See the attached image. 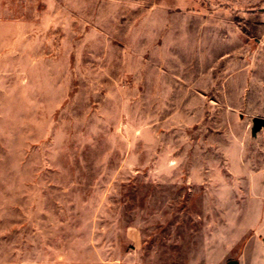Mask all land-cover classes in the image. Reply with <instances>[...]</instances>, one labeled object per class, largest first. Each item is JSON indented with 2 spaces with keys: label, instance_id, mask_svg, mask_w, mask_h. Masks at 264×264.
<instances>
[{
  "label": "rangeland",
  "instance_id": "374dc122",
  "mask_svg": "<svg viewBox=\"0 0 264 264\" xmlns=\"http://www.w3.org/2000/svg\"><path fill=\"white\" fill-rule=\"evenodd\" d=\"M264 0H0V264H264Z\"/></svg>",
  "mask_w": 264,
  "mask_h": 264
},
{
  "label": "water",
  "instance_id": "95a60500",
  "mask_svg": "<svg viewBox=\"0 0 264 264\" xmlns=\"http://www.w3.org/2000/svg\"><path fill=\"white\" fill-rule=\"evenodd\" d=\"M264 128V118L263 117H254L252 120V128H251V135L255 136L256 133L261 129ZM264 242V239H263ZM226 264H238L237 259H229Z\"/></svg>",
  "mask_w": 264,
  "mask_h": 264
}]
</instances>
